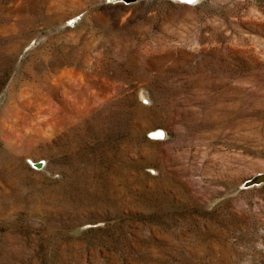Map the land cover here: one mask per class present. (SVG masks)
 <instances>
[{
	"label": "rangeland",
	"instance_id": "1",
	"mask_svg": "<svg viewBox=\"0 0 264 264\" xmlns=\"http://www.w3.org/2000/svg\"><path fill=\"white\" fill-rule=\"evenodd\" d=\"M264 0H0V264H264Z\"/></svg>",
	"mask_w": 264,
	"mask_h": 264
},
{
	"label": "water",
	"instance_id": "2",
	"mask_svg": "<svg viewBox=\"0 0 264 264\" xmlns=\"http://www.w3.org/2000/svg\"><path fill=\"white\" fill-rule=\"evenodd\" d=\"M119 1L129 4V3L137 2L138 0H119ZM261 182H264V172L257 173L253 177L247 179L245 181V186L249 187V186L259 184Z\"/></svg>",
	"mask_w": 264,
	"mask_h": 264
}]
</instances>
